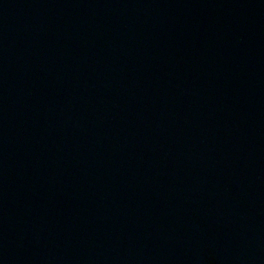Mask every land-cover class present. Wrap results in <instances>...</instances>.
Returning <instances> with one entry per match:
<instances>
[{
  "label": "water",
  "instance_id": "95a60500",
  "mask_svg": "<svg viewBox=\"0 0 264 264\" xmlns=\"http://www.w3.org/2000/svg\"><path fill=\"white\" fill-rule=\"evenodd\" d=\"M0 264H264V0H0Z\"/></svg>",
  "mask_w": 264,
  "mask_h": 264
}]
</instances>
